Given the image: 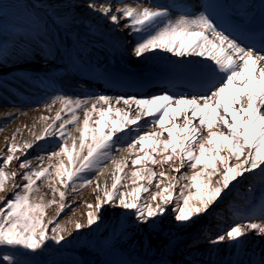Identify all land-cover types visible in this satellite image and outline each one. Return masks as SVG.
Listing matches in <instances>:
<instances>
[{
	"label": "snow or ice",
	"instance_id": "6c2138e0",
	"mask_svg": "<svg viewBox=\"0 0 264 264\" xmlns=\"http://www.w3.org/2000/svg\"><path fill=\"white\" fill-rule=\"evenodd\" d=\"M87 6L117 27L125 20L123 27L140 37L132 49L136 57L160 50L180 58L201 57L210 63L180 61L192 66L189 71L199 78V91L179 96L164 92L147 98L101 94L82 100L57 96L55 100L70 113L69 119H62L57 112L42 133H32L31 141L17 143L15 133L5 138L6 152H0V193L8 191L11 181L12 196H0V246L35 254L45 250L49 242H65V233L71 236L72 232L56 218L46 220L45 208L56 205L59 217L68 207L66 192L77 191L78 181L79 188L94 184L96 194L94 202H84L86 223L74 222L75 230L99 226L108 208L126 210L137 225L155 229L170 211L176 222L190 226L209 215L213 205L219 206L233 182L247 179L246 173L255 175L259 170L264 176V34L261 48L256 49L226 34L205 13L173 20L164 6L113 9L102 3L97 8L94 0ZM88 104L91 106L84 107ZM81 108L83 126H77L79 135L73 136L66 126L78 124L77 110ZM181 117L182 122L177 123ZM118 133H136L127 142L128 151L135 153L131 159L135 170L130 174L125 173L127 158L117 161L112 155L114 150H122L118 148ZM49 136L60 137L58 151L38 156L35 166L27 158L21 160L37 141ZM85 148L87 153L82 155ZM74 153L81 162L66 167V163L72 165ZM53 159L58 163H52ZM13 160L19 162L21 173L5 171ZM105 162L115 166L110 182L106 179L101 186L98 180L83 177L93 170L103 175ZM181 169L186 170L181 173ZM173 172L179 175H171ZM18 175L24 183L16 182ZM37 181L52 190L53 198L47 205L42 196L32 198L39 192ZM255 211L252 205L244 219L214 237L205 235V242L214 247L226 245L237 255L245 253L250 233L264 237V207L259 216ZM3 260L12 264L11 256L5 255ZM232 264L242 261L238 258Z\"/></svg>",
	"mask_w": 264,
	"mask_h": 264
},
{
	"label": "bare ground",
	"instance_id": "6f19581e",
	"mask_svg": "<svg viewBox=\"0 0 264 264\" xmlns=\"http://www.w3.org/2000/svg\"><path fill=\"white\" fill-rule=\"evenodd\" d=\"M94 2L97 8L102 3L110 4L113 9L124 6H150L147 0H94ZM88 3L89 0H21L12 7L15 19L11 24L14 25V29L8 41L0 47V152H6L5 138H11L14 133L17 143L33 140L32 133H42L57 112L61 114L62 119H69L70 113L62 102L55 100L57 96L82 100L101 94L118 97L119 95L111 91L104 94L101 90L89 89L84 85L85 80L89 81L88 73H101L107 61H115L138 69L154 65L155 60L161 58L210 63L201 57L180 58L160 50L136 57L132 49L139 40V35L130 34V30L123 27L125 20L122 19L120 27H117L98 11L89 9ZM170 17L175 20L179 16L170 14ZM157 94L161 93L153 89L138 98ZM90 106L88 104L84 107ZM77 116V125L66 126L72 130L73 136L79 135L76 131L77 126L82 129L83 108L77 110ZM42 117L48 119H41ZM181 122L182 117L177 120V123ZM125 131L128 132L129 129ZM117 135L121 137L118 148L122 150H114L112 155L117 161H125L127 158L128 167L125 173L130 174L135 170L131 165L135 153L128 151L127 142L136 133H131V136L124 133ZM59 141V136H49L37 141L36 146L28 150L27 157L21 156V160L27 158L35 166L39 163L38 156H47L51 151L59 150ZM86 153L87 148L82 155ZM80 162L74 153L72 165L66 163V167L78 166ZM52 163L58 161L53 159ZM149 167H153L157 172L160 170L158 166ZM8 168L10 172L23 171L19 168L17 160H13ZM114 170V165L105 162L103 175H97V171L93 170L85 172L83 177L98 180L103 186L106 179L110 182V174ZM185 170L181 169V173ZM170 174L179 175L174 172ZM120 175L124 176V173ZM245 176L247 179L239 178V182H233L234 187H231L229 195L219 202V206L213 205L214 210L210 209L209 215L202 216L190 226L176 222L170 211L159 220L156 228L152 229L148 225H137L126 210L108 208L103 214L102 222L98 221L99 226L92 225L90 228L77 231L74 229V222L86 223L87 209L84 202H94L96 194L93 191L94 184L79 188V181L77 191L66 192L65 203L68 207L59 217H56V205L47 207L48 219H58L72 232L71 236L65 233V242L87 240L90 248L103 257L99 264H232L238 258L242 264H260L261 260H264V237L250 233L246 251L240 255L234 254L226 245L214 247L204 240L205 235L214 237L234 222L244 219L243 214L248 213L252 205H255V215H260V209L264 207V176L260 175L259 170L255 175L246 173ZM16 182L24 183L19 175ZM8 183V191L0 196L9 198L12 195V182ZM36 186L39 187V192L35 197L42 196L44 199L49 194L47 191L49 187L41 181H37ZM56 187L63 190L59 183ZM261 189L262 192L257 196V190ZM50 192L51 195L47 197L49 199L45 205L53 198L52 190ZM171 207L169 205V208ZM22 255H27L33 264H38L30 252ZM62 255L73 256L78 264H84L73 253ZM122 257L125 260L118 262Z\"/></svg>",
	"mask_w": 264,
	"mask_h": 264
},
{
	"label": "rangeland",
	"instance_id": "374dc122",
	"mask_svg": "<svg viewBox=\"0 0 264 264\" xmlns=\"http://www.w3.org/2000/svg\"><path fill=\"white\" fill-rule=\"evenodd\" d=\"M21 0H0V47L4 46V44L8 41L10 37L11 31L14 29V25L11 24L13 19H15V14L12 10V7L15 6ZM5 171L10 172L9 168L5 169ZM9 185V183H8ZM48 193L46 197H44L42 203L45 204L51 195V189H47ZM262 192L261 190H257V196ZM2 194V193H0ZM11 196L8 199H11ZM36 193L33 194L32 198H35ZM3 206V205H2ZM0 206V207H2ZM45 219L47 220L49 217L48 208H45ZM52 227V225H50ZM3 247V248H1ZM0 247V264H9V261L3 260V256L8 255L12 257V264H33L30 258H26L20 254L26 252L24 250H16L10 247L1 246ZM7 249L13 250V252L17 253L18 255H12L9 252H6ZM75 254L77 255L82 263L84 264H99L103 261V257L100 253L90 248L87 243V240H82L81 242H62L60 245H56L53 242H49L48 246L43 251H38L37 253L32 254L33 258L40 264L44 263L51 257L62 255V254ZM125 259L122 257L119 259L118 262H123ZM47 264H78L76 259L72 256H61L58 259L52 260Z\"/></svg>",
	"mask_w": 264,
	"mask_h": 264
},
{
	"label": "water",
	"instance_id": "95a60500",
	"mask_svg": "<svg viewBox=\"0 0 264 264\" xmlns=\"http://www.w3.org/2000/svg\"><path fill=\"white\" fill-rule=\"evenodd\" d=\"M0 247H1V246H0ZM1 248H3V247H1ZM5 250H6V249H5ZM6 251L9 252V253L12 254V255H18L17 253L13 252V250H11V249H7ZM20 255H22V254H20ZM22 256L28 258L27 255H22ZM61 256H64V255H57V256L51 257V258H49L48 260H46V261H45L44 263H42V264H47L48 262H51L52 260L58 259V258H60ZM66 256H69V255H66ZM72 257H73V256H72ZM73 258H74V257H73ZM74 259H75V258H74ZM38 264H39V263H38Z\"/></svg>",
	"mask_w": 264,
	"mask_h": 264
}]
</instances>
